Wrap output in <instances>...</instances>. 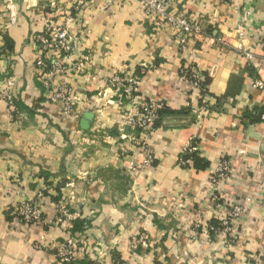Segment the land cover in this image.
<instances>
[{"label":"crops","instance_id":"obj_1","mask_svg":"<svg viewBox=\"0 0 264 264\" xmlns=\"http://www.w3.org/2000/svg\"><path fill=\"white\" fill-rule=\"evenodd\" d=\"M77 1L0 0V87L15 96L13 106L0 102V264H66L33 248L43 234L82 239L85 253L72 264H264V121L257 116L264 89L252 87L254 76L264 80V0H234L249 12L243 22L223 0H169L172 11L205 29L190 37L186 51L141 0L109 7L107 0ZM49 20L71 37V50L59 55L78 99L72 115L51 99L60 79L45 86L35 64ZM187 64L204 75L205 101L178 81ZM123 73L141 77L140 100L166 103L146 141L152 168H138L143 148L117 128L128 106L116 101L108 80ZM193 137L200 156L183 168L177 160ZM220 157L232 170L221 182L223 197L209 188ZM26 199L38 201L45 225L23 226L7 212ZM230 204L244 215L229 246L204 228L192 230L195 221L225 217ZM57 207L67 211L59 220ZM142 233L155 241L152 250L131 249Z\"/></svg>","mask_w":264,"mask_h":264},{"label":"built area","instance_id":"obj_2","mask_svg":"<svg viewBox=\"0 0 264 264\" xmlns=\"http://www.w3.org/2000/svg\"><path fill=\"white\" fill-rule=\"evenodd\" d=\"M113 1L107 0V7ZM141 1L144 5L145 13L156 19L158 25L167 26L176 32L179 50L186 51L189 48L190 37L205 35V29L202 28L199 22L189 19L184 14L172 11L169 7V0ZM223 1L233 4V8L240 12L241 22L248 18L249 12L244 9L241 2H234V0ZM77 3L81 4L82 0H78ZM16 13L14 6H11L9 23L15 22ZM212 38L216 39L219 43L229 44L223 38V35H217ZM37 41L41 57L36 60L35 64L41 70L43 83L45 86H50L49 80L51 78L60 79L51 99L53 102L59 104V111L62 115H72L76 111L78 99L74 97L68 83L69 69L62 62V58L59 55L61 53H68L71 50V37L65 28L59 27L55 21L49 20L45 24L43 33L39 35ZM50 52H55L56 58H50ZM244 54L248 61H250L252 55L247 52ZM178 81L185 86L188 92L196 91L202 101L206 100L204 75L196 66L193 64L181 66L178 71ZM141 82L139 75L131 73L114 75L108 80L109 86L116 95V101L120 104L123 101L127 102L128 108L118 114L117 128L122 138L143 148L145 154L143 160L138 165L140 169L152 168L154 164L153 154L149 151L146 141L153 132L156 123L160 120L161 111L166 108V103L162 99H139ZM7 85H11L10 81L7 82ZM252 87L259 90L264 89V80L254 76L252 78ZM14 100L15 96L12 91L0 87V102L13 106ZM193 110L195 113H198L197 108ZM257 116L261 121H264V113H259ZM196 155H200V147L199 142L193 137L182 147L177 163L183 168L189 167L192 165L193 158ZM130 169L132 172L138 170L137 166L134 165H131ZM231 173L230 161L225 157H220L212 168L209 178L211 195H219L220 193L221 197L225 196L221 191V182L224 179H229ZM6 209L7 212L11 213L12 218L23 226L46 224L41 207L35 199H26ZM57 213L59 217L56 220H59L61 215L66 216L67 211L63 207H57ZM243 215L244 210L240 206L230 204L229 211L225 217L206 223L195 221L192 224V230L198 232L204 228L211 234L214 240L222 242L224 246H229L233 242L234 223ZM154 247L155 241L147 233L140 234L131 242L132 250L140 249L143 252H147ZM33 248L52 253L56 259L66 264L76 263L79 256L84 254L86 250L80 237H69L59 242L47 239L44 234L33 243ZM98 261L102 262L101 259Z\"/></svg>","mask_w":264,"mask_h":264},{"label":"trees","instance_id":"obj_3","mask_svg":"<svg viewBox=\"0 0 264 264\" xmlns=\"http://www.w3.org/2000/svg\"><path fill=\"white\" fill-rule=\"evenodd\" d=\"M163 112H164V110L161 111L160 115H162ZM199 156H200V155H196V156L193 158V163H194V162H197V158H198Z\"/></svg>","mask_w":264,"mask_h":264},{"label":"water","instance_id":"obj_4","mask_svg":"<svg viewBox=\"0 0 264 264\" xmlns=\"http://www.w3.org/2000/svg\"><path fill=\"white\" fill-rule=\"evenodd\" d=\"M86 119H87V120H90L91 118H90V116H89V117H87ZM86 122H87V121H86Z\"/></svg>","mask_w":264,"mask_h":264}]
</instances>
